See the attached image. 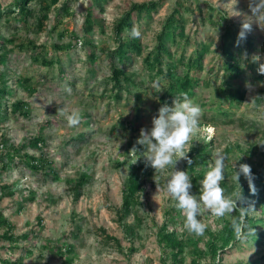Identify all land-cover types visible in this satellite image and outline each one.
<instances>
[{
  "label": "rangeland",
  "instance_id": "374dc122",
  "mask_svg": "<svg viewBox=\"0 0 264 264\" xmlns=\"http://www.w3.org/2000/svg\"><path fill=\"white\" fill-rule=\"evenodd\" d=\"M65 1L60 0L52 8L45 30H36L34 24L24 28L13 17L11 25L3 24V21L0 24V35L9 51L7 63L0 65V69L6 72L12 89L8 97L9 111L0 116V141L6 137L10 145L19 146L41 135L46 139L42 150L30 147L26 150L37 157L45 154L52 161L45 169L32 170L25 160L21 161L22 154H18L7 168L0 167V185L9 184L13 189L11 196L4 195L0 199V210L15 223L14 233L18 237L11 251L7 249L11 242L0 240L1 257L20 258V264H62L64 258L58 246L71 244L74 252L69 255L74 258L73 264H173L171 259L165 263L161 261L162 249L157 241L158 227L177 203L166 191L171 166L163 172L156 173L153 169L145 178L142 203L135 207L141 219L139 236L134 239L137 251L131 255L126 251L132 241L125 238L117 218L131 163L145 159L142 145L140 152H132L133 147L127 152L130 139H138L141 128H151L152 118L162 105L174 106V100L165 103L160 100L167 80L160 79V76L156 79L150 77L152 71L144 56L155 47L157 32L176 9L181 11L177 14L185 19V34L190 36L188 44L184 39L181 45L171 47L174 57L176 52L178 57L175 58L183 60L178 62L180 70H187L188 59L202 43L210 46L203 57L202 68L190 70L201 79L195 95L189 98L200 106L202 115L186 151H190L196 142L212 140L213 154L219 153L226 158L224 180H235L240 159H244L251 169L258 164L264 167V81L256 78L258 67L252 60L253 55L264 57V30L253 22L251 31L246 34L253 42V48L240 49L236 40L242 22L251 16L249 0H159L160 5L151 16L135 18V27L141 33V38L137 39L143 46V54L134 53L125 63L116 59V64L125 67L131 77L124 85L133 93L138 87L143 91L142 98L138 99V111L137 97L127 88L122 92L121 100L112 97L111 58L106 52L117 45L112 28L116 20L131 3L149 0H68L71 14L57 16L58 12L62 14L58 9ZM2 2L6 5L12 0ZM91 14L94 29L86 32L85 22ZM11 38L14 40L10 41ZM29 41H34L37 48ZM23 44L25 47L21 48ZM56 44L69 47L59 49ZM226 45H231L240 56L245 73L239 79L227 75L223 52ZM91 52H95L97 58L93 59ZM33 54L53 60V64L34 61ZM20 77L29 78L33 93L19 82ZM225 81L228 82L226 85ZM246 82L251 88L246 87ZM239 84L245 94L240 104H231L225 93H218L222 86L229 91L230 86L236 88ZM20 99L30 103L29 115L10 111L11 105ZM60 109L65 115L59 113ZM219 110H228V116ZM73 111L80 113L81 121L70 127L66 114ZM253 144H257L258 149L256 155L250 157L247 149ZM213 154L208 165L213 162ZM121 160L124 164L116 166ZM82 173H88L90 179L80 198L76 199L70 190V182ZM237 207L256 218V226L250 232L264 231L261 205L249 199L245 205L238 201ZM237 207L225 216H230ZM241 207H251L252 210L244 211ZM178 212V226H181L184 215L180 210ZM39 216L43 218L41 225ZM198 218L206 225L204 234L199 236L204 239L208 238L209 231L222 224L221 217L203 208ZM128 221L134 223L137 220L132 215ZM184 223L182 227L186 230ZM4 230L5 227H0V234ZM107 234L118 237L123 250L116 247L114 241L105 240ZM255 234L250 238L241 234L233 244L227 245L221 252L223 262L252 264L260 259L264 255V239L258 241ZM184 257L181 264H193L188 252ZM198 264L210 262L203 258ZM260 264H264V260Z\"/></svg>",
  "mask_w": 264,
  "mask_h": 264
},
{
  "label": "trees",
  "instance_id": "16d2710c",
  "mask_svg": "<svg viewBox=\"0 0 264 264\" xmlns=\"http://www.w3.org/2000/svg\"><path fill=\"white\" fill-rule=\"evenodd\" d=\"M60 0H12L11 3L6 5L3 4L0 0V24L3 21V24L11 25V20H18L22 23L24 28L28 26L35 25L36 30H45L48 27L50 20V12L53 7H55ZM160 5L159 0H149L143 2H133L131 3L129 9L126 10L123 15L116 20L112 28L114 31L115 39L117 45L114 49L108 50L106 53L111 58V76L110 82H112V92L113 98L116 100H121L123 97L122 92L125 88L137 97L136 108L140 110V103L138 99L142 98V90L138 87V91L130 89L128 86L124 85V82L130 81V76L126 71L125 67H120L116 64V59L120 62L125 63L130 60L133 54L141 55L143 54V46L137 38H133L130 33L133 26H135V18L140 19L144 15L151 16L153 12L157 11L158 6ZM213 9V8H212ZM57 16H68L71 14V7L69 1H65L61 8L58 9ZM181 12L179 9L174 10V13L169 16V18L164 22L160 31L156 35V45L155 47L148 51L144 56V61L147 66L152 71L150 77L156 79L157 76H160V79H166L167 84L164 87L163 94L160 96L162 102H170L179 97L181 93L187 94L188 97L194 96L196 88L200 86L201 79L195 75L191 74L190 70L196 69L199 70L202 68V60L206 55L210 46L206 43H202L200 47L195 49V52L190 56L186 63V71L180 70V65L178 62H183L182 58L178 57L177 53L174 54L171 51V47L174 45H181L182 40L186 39V44L190 42V36L185 34V19L183 16H179L177 13ZM176 14L179 16L177 17ZM180 14V13H179ZM32 22V23H31ZM16 27V26H15ZM94 29V21L92 19V14L88 15V18L85 22L86 32H92ZM125 36V37H124ZM14 39H10L12 41ZM5 39L0 35V65H5L8 60L9 51L5 49ZM33 44L34 48H37L34 41H29ZM56 48L64 49V47H69L67 45H55ZM71 46V45H70ZM240 49H251L253 48V42L246 37L243 45H240ZM25 45H21V48H24ZM224 52V67L229 72V76L239 79L243 76L244 69L241 65L240 56L233 51L231 45H226L223 48ZM93 59L97 58L95 52L90 54ZM33 60L40 61L44 64H53V60L48 61L46 57H41L39 54L35 55ZM183 57V56H179ZM255 66L258 67V64L255 63ZM261 81H264V75L256 76ZM29 78L20 77L19 82L28 88L30 93L34 92V88L29 85ZM228 82L225 81L226 85ZM240 86L232 88L231 86L228 89L222 86L218 89V93H225L226 100L231 104H240L244 99V91ZM264 93V90L262 91ZM12 93L11 86L9 84L6 72L0 69V116L2 114H7L9 109L8 97ZM229 103V104H230ZM12 112L19 111L23 115H29L31 112L30 103L25 100H18L11 105ZM228 110H219L224 116H228ZM213 118L215 116L213 115ZM208 122V121H207ZM231 122V121H230ZM245 122L243 123V125ZM136 138H132L129 141V144L126 148L127 152L133 147H137V152H140L143 148L141 145L136 144ZM200 142V141H199ZM196 142L193 144L191 150L188 153V157L191 159V165L188 164L187 160H182L178 162L179 169L187 171L189 177L192 180V194L196 195L197 198L202 193V187L200 180L204 178L206 172L208 171V160L212 156V140H209L204 143ZM46 143V139L41 135L30 138L28 143H22L18 145H10L9 139L3 137L0 141V167L5 169L11 161H14L16 156L22 154L21 161L31 168L32 170L36 169H45L46 167L51 166L52 161H50L45 154L36 156L27 152V148H34L42 150L43 145ZM230 149V147H229ZM258 149L257 144L251 145L247 152L250 157L256 155ZM244 159L238 161L239 165L245 163ZM124 164V161H118L116 166H121ZM153 172V168L146 166L145 159L138 161V163H131V171L124 183L123 187V199L120 208L117 210V218L122 224L124 236L127 239L132 241V244L127 248L126 253L131 255L137 251V246L134 245V239L139 236L138 229L141 219L138 215V212L135 210L137 205L142 203L141 196L146 190V177ZM253 174V187H250L248 181L242 176V182L239 184L234 179L222 180L221 187L224 189L225 196H230L235 199L236 193L242 191L243 201H239L240 204H246L249 199L255 200L258 206L261 207V211L264 212V167L260 164L256 168L252 169ZM90 175L88 173H82L78 179L70 182V190L73 192L75 198H80L83 192L85 184L88 183ZM240 182V181H239ZM13 194V189L9 184L0 185V199L5 195L11 196ZM21 208V207H20ZM134 216L137 220L134 223H130L128 218ZM180 213L176 206H172L171 210L167 213V218L164 220L161 226L157 230V241L160 245L162 252L160 259L162 262H166L167 259H171L173 264L184 263V255L188 252L192 257L193 264L200 263V260L207 258L210 264H226L223 262L221 252L224 251L225 247L229 244H233L241 234H247V238H250L255 232H250L251 228H254L256 218L250 217L245 212L241 211L238 207L230 216L221 217L222 224L221 226L214 230L209 231L208 238L204 239L199 236H193L187 233L183 229V222L185 221V216L181 219V226H178V216ZM42 217H38V222L42 224ZM236 223L234 228L233 223ZM252 224V225H251ZM0 227H5V230L0 234L1 239H7L11 243L7 247L9 251L13 249L15 241L18 240L14 233L15 223L11 222L0 210ZM252 233V234H250ZM258 241L264 239V231L256 232ZM255 234V235H256ZM24 236H28L25 234ZM107 241H114L116 247L120 250H123V245L121 240L112 235H105ZM203 242V244H202ZM2 245L0 246V248ZM59 252L63 256L62 264H73L74 258L69 254L74 252V246L71 244L58 246ZM264 260V255L256 262L252 264H260ZM21 259L12 260L11 258H3L0 254V264H20ZM239 264V263H238Z\"/></svg>",
  "mask_w": 264,
  "mask_h": 264
},
{
  "label": "clouds",
  "instance_id": "9594fccd",
  "mask_svg": "<svg viewBox=\"0 0 264 264\" xmlns=\"http://www.w3.org/2000/svg\"><path fill=\"white\" fill-rule=\"evenodd\" d=\"M248 6L251 16L246 17L242 22L236 40L237 47L246 40V34L251 31L253 22L257 23L261 30H264V0H249ZM234 15H239V13ZM130 35L133 38H141V33L135 26H133ZM252 60L258 64L257 72L264 75V57L253 55ZM246 87L251 88L250 83L246 82ZM67 91L70 92V89ZM173 105L164 104L159 108L158 114L152 118L151 128H141L136 144L144 146L146 166L155 169L156 173L163 172L168 166L172 167L166 181V191L177 202L176 208L185 216V229L197 236H202L206 230V225L198 218L201 209L210 211L217 217H223L226 213H231L234 207H237L238 201H243L242 191L234 194L235 199L225 196L221 181L225 179L226 158L219 153H214L213 162L208 165V171L201 182V195L197 198L196 195L192 194V180L187 171L177 168V163L181 159L187 160L189 165L192 163L188 157L189 150L186 151V145L199 126L202 109L199 105L194 104L185 93L175 97ZM59 113L65 115L62 109L59 110ZM66 119L68 125L74 127L80 123L81 115L79 112L73 111L71 114H66ZM136 151L137 149L134 147L132 152ZM241 175L254 190L252 184L254 177L249 164H240L239 170L235 172V180L240 189ZM157 187L160 191L158 184ZM241 208L244 211L252 210L251 207ZM233 226L236 227L235 221Z\"/></svg>",
  "mask_w": 264,
  "mask_h": 264
}]
</instances>
